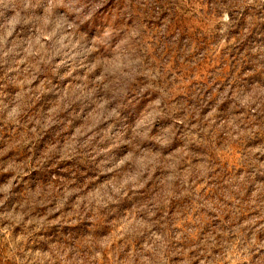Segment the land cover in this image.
I'll return each mask as SVG.
<instances>
[{
  "label": "clouds",
  "instance_id": "clouds-1",
  "mask_svg": "<svg viewBox=\"0 0 264 264\" xmlns=\"http://www.w3.org/2000/svg\"><path fill=\"white\" fill-rule=\"evenodd\" d=\"M5 174L0 264H264V0H0Z\"/></svg>",
  "mask_w": 264,
  "mask_h": 264
},
{
  "label": "rangeland",
  "instance_id": "rangeland-1",
  "mask_svg": "<svg viewBox=\"0 0 264 264\" xmlns=\"http://www.w3.org/2000/svg\"><path fill=\"white\" fill-rule=\"evenodd\" d=\"M223 50V45L221 46V51ZM220 57V51H217L216 55L212 58L213 59V63L208 64L205 66V68H202L199 72H197L195 75L192 76V79L189 80L187 83H185L183 85V87L188 88L190 87L193 83H205V80H202L201 77L204 75L205 71H212L214 68L218 67V60ZM228 68H225L224 71L225 73L228 72ZM219 82V81H218ZM65 88H67V85H65ZM75 107V105H74ZM55 132L52 130H49L45 136L42 138L44 141H49L52 140L55 137ZM64 163H71L70 161H66ZM224 164H226L228 167H231L232 165V161L229 158H225L223 161ZM35 172L30 173V175H34ZM63 175V174H61ZM8 178L7 174H5L4 176H0V181L6 180ZM28 177L25 176L24 180H27ZM120 229H117V231H119Z\"/></svg>",
  "mask_w": 264,
  "mask_h": 264
}]
</instances>
